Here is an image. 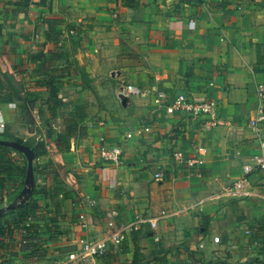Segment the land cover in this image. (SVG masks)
I'll return each mask as SVG.
<instances>
[{"label":"crops","instance_id":"crops-1","mask_svg":"<svg viewBox=\"0 0 264 264\" xmlns=\"http://www.w3.org/2000/svg\"><path fill=\"white\" fill-rule=\"evenodd\" d=\"M0 69L26 85L0 101V141L18 146L0 144L27 166L23 184L5 183L16 199L0 206V264L56 255L137 214L157 226L129 233L99 263L132 264L138 246L140 264H264V169L249 176L255 195L228 190L261 153L249 122L264 82V0H0ZM128 84L215 98L221 123L169 113L154 91L129 94ZM81 102L85 133L73 135ZM102 137L123 148L122 164L102 159ZM176 150L202 162L178 163Z\"/></svg>","mask_w":264,"mask_h":264},{"label":"built area","instance_id":"built-area-1","mask_svg":"<svg viewBox=\"0 0 264 264\" xmlns=\"http://www.w3.org/2000/svg\"><path fill=\"white\" fill-rule=\"evenodd\" d=\"M193 23V21H191ZM126 91L129 94L147 95L151 91L155 92L154 101L157 105L164 104L167 112L176 113L184 112L192 117H204L205 126L212 128L218 126L221 122L218 117V101L215 98L207 100H199L188 92H179L172 94L159 86H153L150 90L142 89L133 84L126 86ZM258 97V107L255 117H253L249 125L256 130L260 138L261 153L258 156L248 157L243 164L242 177L235 183L229 192L238 197L253 196L257 192L250 187L249 176L253 174L257 168L264 169V137L261 136V125L264 123V82H259L256 87ZM4 122H1L0 127L3 129ZM149 125L141 127L138 132L149 131ZM131 136L130 133L127 134ZM99 152L104 161L112 162L114 164H122L123 162V148L119 145H109L105 138H101L99 144ZM174 159L178 163L186 164L188 167L194 166L200 162L201 159H185V154L182 150H176L173 153ZM156 179L163 177V172L159 171L155 174ZM86 202L91 206H96L97 199L95 197H87ZM107 216L113 219L117 216V211L108 210ZM165 212H162L161 216ZM158 216L147 217L142 214H137L129 223H116L110 220L108 228L101 236H85L79 238L74 242L71 248L63 249L56 255L48 256L47 253L39 251L37 258L33 261L25 263L11 262L8 264H99V260L105 258L108 253H117L121 250L122 245L129 233L140 230L145 224L151 227H156L158 223ZM26 232V230H25ZM249 232V230L247 231ZM214 241L219 242L220 236H215ZM25 244L27 240L23 241Z\"/></svg>","mask_w":264,"mask_h":264},{"label":"trees","instance_id":"trees-1","mask_svg":"<svg viewBox=\"0 0 264 264\" xmlns=\"http://www.w3.org/2000/svg\"><path fill=\"white\" fill-rule=\"evenodd\" d=\"M18 98H21V97H18ZM12 99L13 98L9 100H12ZM31 100L33 101V99H27V98L25 99L24 111H25V115L27 116V118L33 121L34 120V116L32 113L33 105L31 103L34 104V102H32ZM74 116H75L74 118L75 123L72 126L73 135L84 134L86 127H84L83 125H80V122H83L87 116V113L85 111L84 102L77 104ZM22 142L25 143L27 146H29V148L31 149V151L36 157L41 153L38 147H32L28 145V143H26L25 141H22ZM26 172H27V166L19 165L15 162V159L11 156L10 147L7 145L0 144V206L6 202L8 203L10 202L14 204V201L16 199V196L11 197L5 191V183L7 182V180L15 181L16 178L21 175L20 183L23 184L25 181ZM15 206L16 205H13V207ZM0 218H1V215H0ZM22 222L23 221L17 220V221H13L12 224H15V223L21 224ZM7 228L11 229V225L8 224ZM142 257L143 256L140 254L139 247L136 246L135 255H134L132 264H140Z\"/></svg>","mask_w":264,"mask_h":264},{"label":"rangeland","instance_id":"rangeland-1","mask_svg":"<svg viewBox=\"0 0 264 264\" xmlns=\"http://www.w3.org/2000/svg\"><path fill=\"white\" fill-rule=\"evenodd\" d=\"M25 87V82H23L22 80H16V78L12 74L3 72L0 69V101H8L9 99L14 98L15 96H19L21 91ZM31 104L33 105V103ZM40 134H42L40 130L36 131V136H39ZM30 138L33 139L34 137ZM99 264H103L102 261Z\"/></svg>","mask_w":264,"mask_h":264},{"label":"water","instance_id":"water-1","mask_svg":"<svg viewBox=\"0 0 264 264\" xmlns=\"http://www.w3.org/2000/svg\"><path fill=\"white\" fill-rule=\"evenodd\" d=\"M120 99H121V102L124 106L127 105V102H128V98L125 96V94L121 93L120 94ZM1 143L3 144H10V145H15V146H18L16 143H9V142H6V141H0ZM30 175H31V178H32V165L30 166Z\"/></svg>","mask_w":264,"mask_h":264}]
</instances>
